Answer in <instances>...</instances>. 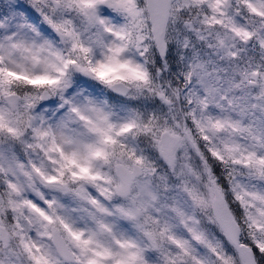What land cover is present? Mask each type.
Masks as SVG:
<instances>
[{
	"label": "snow or ice",
	"instance_id": "6c2138e0",
	"mask_svg": "<svg viewBox=\"0 0 264 264\" xmlns=\"http://www.w3.org/2000/svg\"><path fill=\"white\" fill-rule=\"evenodd\" d=\"M0 264H264V0H0Z\"/></svg>",
	"mask_w": 264,
	"mask_h": 264
}]
</instances>
